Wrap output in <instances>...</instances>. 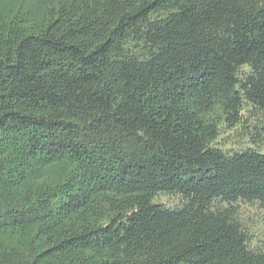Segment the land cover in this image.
<instances>
[{
	"label": "trees",
	"instance_id": "trees-1",
	"mask_svg": "<svg viewBox=\"0 0 264 264\" xmlns=\"http://www.w3.org/2000/svg\"><path fill=\"white\" fill-rule=\"evenodd\" d=\"M245 108L264 0H0V264H264V152L213 144Z\"/></svg>",
	"mask_w": 264,
	"mask_h": 264
},
{
	"label": "rangeland",
	"instance_id": "rangeland-1",
	"mask_svg": "<svg viewBox=\"0 0 264 264\" xmlns=\"http://www.w3.org/2000/svg\"><path fill=\"white\" fill-rule=\"evenodd\" d=\"M36 1V0H31ZM218 133L213 142L215 146L225 151H237L251 147L264 152V111L245 108L239 123L229 125L220 117ZM155 201L167 207H176L181 203L178 194L160 192L156 194ZM227 206L222 203L221 206ZM236 210V216L244 226L248 235V244L252 249L264 246V205L258 202L237 201L231 203Z\"/></svg>",
	"mask_w": 264,
	"mask_h": 264
}]
</instances>
